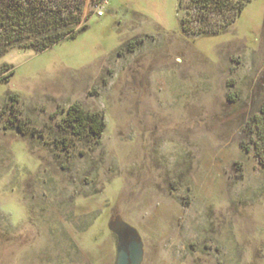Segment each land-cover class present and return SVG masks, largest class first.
<instances>
[{
	"label": "rangeland",
	"instance_id": "obj_1",
	"mask_svg": "<svg viewBox=\"0 0 264 264\" xmlns=\"http://www.w3.org/2000/svg\"><path fill=\"white\" fill-rule=\"evenodd\" d=\"M187 3L84 0L73 38L0 48V264H115L124 227L142 264H264V0L217 33Z\"/></svg>",
	"mask_w": 264,
	"mask_h": 264
},
{
	"label": "trees",
	"instance_id": "obj_2",
	"mask_svg": "<svg viewBox=\"0 0 264 264\" xmlns=\"http://www.w3.org/2000/svg\"><path fill=\"white\" fill-rule=\"evenodd\" d=\"M252 1L255 0H188L187 6L209 31L217 33L222 26L232 24ZM83 6L84 0H0V48L40 53L73 38L82 20ZM179 8L184 9V0H180ZM221 19L224 25L219 23ZM184 24L182 18V30L186 32ZM261 116L254 127L253 149L264 169V110ZM63 123L75 136L89 133L99 137L105 127L97 115L84 113L77 106L70 108Z\"/></svg>",
	"mask_w": 264,
	"mask_h": 264
},
{
	"label": "water",
	"instance_id": "obj_3",
	"mask_svg": "<svg viewBox=\"0 0 264 264\" xmlns=\"http://www.w3.org/2000/svg\"><path fill=\"white\" fill-rule=\"evenodd\" d=\"M117 239L115 264H142L144 249L136 232L128 227L113 232Z\"/></svg>",
	"mask_w": 264,
	"mask_h": 264
},
{
	"label": "built area",
	"instance_id": "obj_4",
	"mask_svg": "<svg viewBox=\"0 0 264 264\" xmlns=\"http://www.w3.org/2000/svg\"><path fill=\"white\" fill-rule=\"evenodd\" d=\"M94 12H96V16L101 18L103 16V13L101 12V7L98 5H94L93 7Z\"/></svg>",
	"mask_w": 264,
	"mask_h": 264
}]
</instances>
